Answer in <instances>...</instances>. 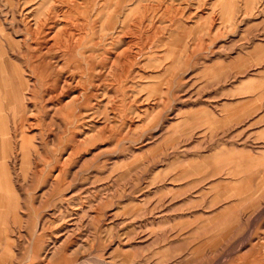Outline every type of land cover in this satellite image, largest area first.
<instances>
[{
	"label": "rangeland",
	"instance_id": "obj_1",
	"mask_svg": "<svg viewBox=\"0 0 264 264\" xmlns=\"http://www.w3.org/2000/svg\"><path fill=\"white\" fill-rule=\"evenodd\" d=\"M254 256L264 0H0V264Z\"/></svg>",
	"mask_w": 264,
	"mask_h": 264
},
{
	"label": "bare ground",
	"instance_id": "obj_2",
	"mask_svg": "<svg viewBox=\"0 0 264 264\" xmlns=\"http://www.w3.org/2000/svg\"><path fill=\"white\" fill-rule=\"evenodd\" d=\"M50 20H51V19H50ZM70 21H72V20H70ZM70 21H69V22H70ZM55 24H56V23H54L53 26H55ZM77 24H78V23H77ZM56 28H57V27H50L49 30H48V31H51V32H52V34H49L50 38H48V35H47V34H46L47 36L44 38L45 41H47V40H51L50 42L53 43V44H50V43H49V44H50V48H47V49H48V52L51 51L52 48L56 47L57 44H60V45H62V46L65 47V42H67V41L69 42V40L67 39V38H68V35H67V33H68L67 30H68V29H67V28H66V29L64 28L63 30H60V31H59V29H56ZM58 28H59V27H58ZM56 30H57V31H56ZM48 31H46V32H48ZM53 32H54V35H53ZM32 35H33V36L35 35L34 32L32 33ZM51 35H52V36H51ZM65 37H66V38H65ZM65 39H66V40H65ZM63 40H65V41H63ZM68 42H67V43H68ZM70 42H71V41H70ZM70 42H69V43H70ZM62 46H61V47H62ZM45 48H46V47H45ZM62 48H63V47H62ZM39 51H40V50H39ZM41 51H43V50H41ZM41 51H40V52H41ZM48 52H47V53H48ZM77 52H78V51H77ZM47 55L49 56V54H47ZM48 56H47V57H48ZM64 56H65V55H64ZM44 57H45V56H44ZM47 57H46V58H47ZM49 58H50V57H49ZM52 59H53V58H51L50 61H52ZM60 59H61V58H60ZM65 59H66V58H65ZM47 60H49V59H47ZM67 61H68V60H67ZM65 63H68V62H65ZM48 67H51V68H52V67H54V65H51V64L49 65V64H48ZM61 79H62V77H60V78L58 79V82L61 83ZM66 80H67V79H66ZM64 82H65V81H64ZM64 82H63V83H64ZM64 85H65V83H64ZM65 86H66V85H65ZM65 86H64V87H65ZM61 89H62V88H61ZM63 89H65V88H63ZM261 255H262V254H261ZM249 256H250V255H249ZM257 256H258V255H257ZM259 256H260V255H259ZM254 258H255V259H253V260H250L249 258L240 259V260H239V261H240L239 264H261V258H260V257H255V256H254ZM242 261H244V262L241 263Z\"/></svg>",
	"mask_w": 264,
	"mask_h": 264
}]
</instances>
